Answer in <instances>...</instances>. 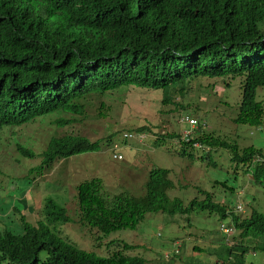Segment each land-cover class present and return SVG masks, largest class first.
I'll use <instances>...</instances> for the list:
<instances>
[{"label":"trees","instance_id":"1","mask_svg":"<svg viewBox=\"0 0 264 264\" xmlns=\"http://www.w3.org/2000/svg\"><path fill=\"white\" fill-rule=\"evenodd\" d=\"M224 77L241 78L234 122L261 125L264 110L256 91L264 87V0H0V130L54 112L82 114V100L118 88L161 91L162 103L184 109L174 95L183 97L186 86L198 79ZM70 122L60 117L52 124ZM164 137L207 153L212 147L228 149L252 181H264V157L254 146L240 151L205 133L200 123L193 135L170 132L157 138ZM98 144L75 133L52 137L39 154L40 163L25 176L33 179L56 160L96 151ZM17 149L27 159L35 156L23 146ZM168 173L159 167L149 170L140 197L120 192L105 199L100 178L82 181L75 186L74 219L51 196L39 201L35 224L14 205L21 229L0 227V264H149L139 246L112 239L106 248L113 250L103 252L99 242L113 232L135 229L147 213L194 210L228 217L229 227L238 232L239 242L213 251V264H247L251 248L264 252L263 212L253 209L241 217L205 190L185 206L168 198L166 190L173 187ZM72 222L92 239V249L82 248L62 228L61 233L60 227ZM94 231L98 235L93 237ZM259 236L262 246L245 244Z\"/></svg>","mask_w":264,"mask_h":264},{"label":"rangeland","instance_id":"2","mask_svg":"<svg viewBox=\"0 0 264 264\" xmlns=\"http://www.w3.org/2000/svg\"><path fill=\"white\" fill-rule=\"evenodd\" d=\"M240 82V77L191 82L183 97L177 94L172 97L185 110L162 103L161 91L118 88L82 100V114L54 112L22 126L2 128L0 227L20 232L19 211L14 210V205L35 224L39 201L42 203L46 196L65 204L74 219L75 186L87 179L102 180L101 196L105 199L120 192L143 196L148 172L155 167L169 172L173 187L166 190L168 198H178L185 206L195 197L202 198L200 190H205L213 194L215 201L236 209L241 217L248 216L253 209L264 213V181H252L245 166L231 159L228 149L212 147L207 153L205 148L181 147L175 139L157 138L170 132L193 135L200 123L205 133L236 144L240 151L254 146L264 157V122L259 126L234 122L241 98ZM256 100L262 102L264 110V87L257 89ZM102 110L105 114L99 117ZM60 117L71 122L62 126L52 124ZM186 117L197 123L190 125ZM143 126L147 129L136 130ZM63 133L85 135L91 141H98L99 148L56 160L33 179L25 176L30 167L40 163L39 154L50 139ZM125 133L130 135L125 137ZM17 145L32 150L35 156L27 159ZM113 153L121 158H113ZM229 226L228 217L221 219L207 211L174 215L152 212L145 214L135 229L111 233L99 242V248L103 252L113 250L107 251L106 243L120 239L139 246L149 264H213L217 259L213 251L217 247L239 242L238 232ZM61 228L82 248H93L92 239L79 229L77 222ZM95 233L93 237L98 235ZM245 244L262 246V237H249ZM194 246L202 250H195ZM40 257H44L43 252ZM245 261L264 264V252L260 249L254 252L251 248Z\"/></svg>","mask_w":264,"mask_h":264},{"label":"built area","instance_id":"3","mask_svg":"<svg viewBox=\"0 0 264 264\" xmlns=\"http://www.w3.org/2000/svg\"><path fill=\"white\" fill-rule=\"evenodd\" d=\"M185 120H186L190 125H193V124L197 123V121H196L195 119H193V118L186 117ZM124 135H125V137H127V136L130 135V134L125 133ZM116 147H117V146H116ZM116 147H115V148H116ZM113 158H118V159H119V158H121V155H120V154L113 153Z\"/></svg>","mask_w":264,"mask_h":264}]
</instances>
